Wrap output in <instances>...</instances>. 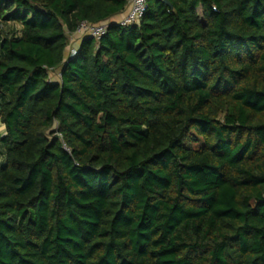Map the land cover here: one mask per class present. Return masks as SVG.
<instances>
[{
	"label": "trees",
	"instance_id": "obj_1",
	"mask_svg": "<svg viewBox=\"0 0 264 264\" xmlns=\"http://www.w3.org/2000/svg\"><path fill=\"white\" fill-rule=\"evenodd\" d=\"M167 1L0 0V264H264V0Z\"/></svg>",
	"mask_w": 264,
	"mask_h": 264
},
{
	"label": "built area",
	"instance_id": "obj_2",
	"mask_svg": "<svg viewBox=\"0 0 264 264\" xmlns=\"http://www.w3.org/2000/svg\"><path fill=\"white\" fill-rule=\"evenodd\" d=\"M147 9V0H128L124 14L121 18L110 19L94 24L81 22L76 31L70 36V44L67 47V55L72 57L77 50L79 39L85 36H91L96 39L100 38L105 32L108 25L114 22L119 25H130L140 21Z\"/></svg>",
	"mask_w": 264,
	"mask_h": 264
},
{
	"label": "rangeland",
	"instance_id": "obj_3",
	"mask_svg": "<svg viewBox=\"0 0 264 264\" xmlns=\"http://www.w3.org/2000/svg\"><path fill=\"white\" fill-rule=\"evenodd\" d=\"M124 14V13H123ZM123 14H122V16H123ZM17 26L16 25H13V23L12 24H10V25H8V27H6L5 29H9V30H12V31H14V30H17ZM57 71H56V73H51L50 74V76L51 77H54V76H56L57 75Z\"/></svg>",
	"mask_w": 264,
	"mask_h": 264
},
{
	"label": "crops",
	"instance_id": "obj_4",
	"mask_svg": "<svg viewBox=\"0 0 264 264\" xmlns=\"http://www.w3.org/2000/svg\"><path fill=\"white\" fill-rule=\"evenodd\" d=\"M123 14V13H122ZM122 14H120V15H116L115 17H113L112 19H115V20H117V19H119V18H121L122 17ZM76 43H78L79 44V41H76ZM55 77V76H54ZM53 77V78H54ZM4 132V126L3 125H1L0 124V133H3Z\"/></svg>",
	"mask_w": 264,
	"mask_h": 264
},
{
	"label": "water",
	"instance_id": "obj_5",
	"mask_svg": "<svg viewBox=\"0 0 264 264\" xmlns=\"http://www.w3.org/2000/svg\"><path fill=\"white\" fill-rule=\"evenodd\" d=\"M164 2H165L167 5H169V6H170V4L168 3V1H167V0H164Z\"/></svg>",
	"mask_w": 264,
	"mask_h": 264
}]
</instances>
